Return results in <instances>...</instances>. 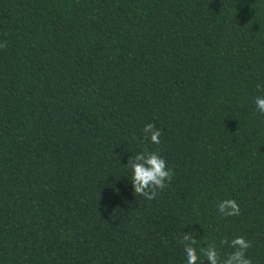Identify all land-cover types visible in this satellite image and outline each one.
Listing matches in <instances>:
<instances>
[{
	"label": "trees",
	"instance_id": "1",
	"mask_svg": "<svg viewBox=\"0 0 264 264\" xmlns=\"http://www.w3.org/2000/svg\"><path fill=\"white\" fill-rule=\"evenodd\" d=\"M0 42V264H186L188 232L264 264V0H0Z\"/></svg>",
	"mask_w": 264,
	"mask_h": 264
},
{
	"label": "clouds",
	"instance_id": "2",
	"mask_svg": "<svg viewBox=\"0 0 264 264\" xmlns=\"http://www.w3.org/2000/svg\"><path fill=\"white\" fill-rule=\"evenodd\" d=\"M7 42H0V48H6ZM264 93V87H260ZM254 103L258 112L264 115V95L255 97ZM144 139H149L153 144L161 143V130L157 129L154 123H148L143 128ZM127 166L132 170L131 181L134 193L147 200L155 199L159 192L166 189L174 177V170L168 167L167 161L156 151L145 149L129 159ZM219 212L225 216H238L241 214L240 205L235 199H225L217 205ZM180 243L184 246L186 264H204L200 259V254L206 257L208 264H253L248 257L247 251L252 247V242L243 236H238L229 241L227 238L221 240V245H228L234 249L226 258H221L215 245H210L206 249H201L198 254L194 245L197 239L193 233L183 234Z\"/></svg>",
	"mask_w": 264,
	"mask_h": 264
}]
</instances>
